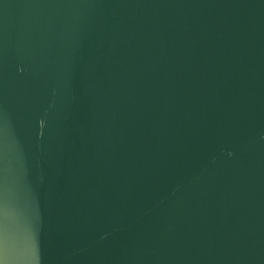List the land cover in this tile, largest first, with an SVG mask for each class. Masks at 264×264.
I'll return each instance as SVG.
<instances>
[{"label": "water", "instance_id": "water-1", "mask_svg": "<svg viewBox=\"0 0 264 264\" xmlns=\"http://www.w3.org/2000/svg\"><path fill=\"white\" fill-rule=\"evenodd\" d=\"M0 264H264V0H0Z\"/></svg>", "mask_w": 264, "mask_h": 264}]
</instances>
